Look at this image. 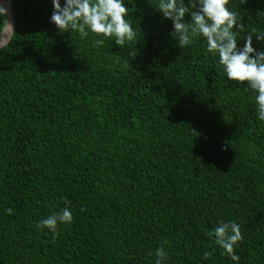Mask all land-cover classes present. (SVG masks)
I'll list each match as a JSON object with an SVG mask.
<instances>
[{"label":"trees","instance_id":"obj_1","mask_svg":"<svg viewBox=\"0 0 264 264\" xmlns=\"http://www.w3.org/2000/svg\"><path fill=\"white\" fill-rule=\"evenodd\" d=\"M7 2L14 33L0 50V264H156L160 247L163 264H264L257 94L227 79L204 38L179 48L159 0H124L138 35L123 49L61 33L52 0ZM228 7L264 31V0ZM253 47L264 51V41L253 37ZM65 207L73 222L55 239L37 227ZM229 221L244 237L239 261L208 236Z\"/></svg>","mask_w":264,"mask_h":264},{"label":"clouds","instance_id":"obj_2","mask_svg":"<svg viewBox=\"0 0 264 264\" xmlns=\"http://www.w3.org/2000/svg\"><path fill=\"white\" fill-rule=\"evenodd\" d=\"M53 12L51 22L61 32H78L82 39H87L89 33L103 39H97L95 44L102 46L104 40H114L120 48H125L135 41L138 33L134 30L129 17V9L124 0H65L63 7L61 0H52ZM190 7H186L184 0H159L155 7L164 19L172 21V37L178 41L181 49L193 43L195 37H203L207 44V51L218 56L226 77L239 84H247L255 96L258 118L264 121V51H257L253 47V37L257 41H264V31L249 30L243 24L242 16L230 10V0H188ZM7 15V8L0 5V17ZM190 15V22L185 16ZM264 16V13H258ZM14 33L12 25L4 20V32ZM242 33H247L242 36ZM244 39V47L238 48L237 37ZM240 39V40H241ZM5 46V45H4ZM136 51H129V57H136ZM129 63V60L126 61ZM197 136L198 133L192 131ZM70 203V202H67ZM9 214L12 210L8 209ZM73 222L72 212L65 207L39 221L37 227L45 228L55 239L60 224L70 225ZM214 244L220 246L233 261H239L235 248L244 237L240 225L234 221L221 222L208 233ZM212 253L205 252L204 259ZM156 264H163L167 253L163 247L156 251Z\"/></svg>","mask_w":264,"mask_h":264},{"label":"water","instance_id":"obj_3","mask_svg":"<svg viewBox=\"0 0 264 264\" xmlns=\"http://www.w3.org/2000/svg\"><path fill=\"white\" fill-rule=\"evenodd\" d=\"M0 5H3L7 8V15L4 17V20H7L13 27L14 30V18L11 12V8L7 2V0H0ZM4 32V23L3 27L0 31V50L4 48L10 42L12 35L11 33H3ZM5 45V46H4Z\"/></svg>","mask_w":264,"mask_h":264}]
</instances>
